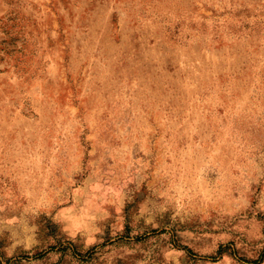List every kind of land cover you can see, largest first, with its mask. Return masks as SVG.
Returning a JSON list of instances; mask_svg holds the SVG:
<instances>
[{
	"label": "rangeland",
	"instance_id": "rangeland-1",
	"mask_svg": "<svg viewBox=\"0 0 264 264\" xmlns=\"http://www.w3.org/2000/svg\"><path fill=\"white\" fill-rule=\"evenodd\" d=\"M0 264H264V0H0Z\"/></svg>",
	"mask_w": 264,
	"mask_h": 264
}]
</instances>
